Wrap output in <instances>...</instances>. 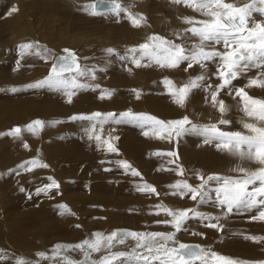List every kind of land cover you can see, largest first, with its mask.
<instances>
[{"label": "rangeland", "instance_id": "374dc122", "mask_svg": "<svg viewBox=\"0 0 264 264\" xmlns=\"http://www.w3.org/2000/svg\"><path fill=\"white\" fill-rule=\"evenodd\" d=\"M95 1L0 0V219H2L0 221V235L13 243L8 235L11 233L14 236L22 231L21 234L24 236L28 233L30 236L28 242L31 241L33 243V247L29 249L30 251L25 254L21 253L20 256L16 255L19 254V250L17 251L16 249H24L21 247L23 244H20L22 239L15 238L17 246H12L4 256V244L0 243V264H10L11 261L16 262L18 257L36 260L38 264H53L51 260H41L36 254L45 252L51 255L52 249L56 244L74 245L82 242L84 239L91 238L95 232L110 234L114 230H132L138 232L173 231L170 226L157 222L168 219L162 213L159 216L155 215L158 211L155 207L157 204H163L173 209L197 208L205 214L220 217L221 220L224 218L223 224L220 221L223 225L222 231L208 228L205 226V222L200 220H190L186 224L185 230L177 233L176 239L179 242L198 244L206 249H210L205 243H194L193 241L184 239L192 231L194 233L197 230H203L202 233L207 234L208 232V234H215L211 235L215 237L210 242L212 245L211 250L221 255H224V251L229 250H231L230 252L233 251V253H241L243 248V252L246 254L252 250V253L263 254V257L257 261L242 262L244 264L264 262V240L255 242L250 239H245V236L255 235L253 230L257 227L258 222L259 227L264 226V221H254L250 218L252 215L257 214L256 209L252 211L234 210L230 214L221 209L222 212L218 213L214 209L218 210L220 207H217L211 202L197 205L189 196L181 199L179 196L171 194L173 190L169 185L175 183L177 179H187L194 186L199 184L200 181L196 179L195 174L197 172L202 173L203 170L204 172L202 174L205 176L212 173L232 176L238 175V173L231 171L235 165L229 166L234 164L232 161H237V159L227 153L217 151L215 143L212 145L205 144L203 137L191 132L184 133L179 137L173 134L171 138L161 139L157 138L149 128L142 129L135 123L123 122L112 126H103V138H110V134L108 133L112 131L119 139L118 143L113 142V139L111 143L113 142L112 144L117 147L120 144L121 147L124 146L125 148L124 150L119 149L118 152H109L108 154L104 146L105 151L99 148L98 145L92 143L95 140L87 141L89 135L86 130L90 127L76 122L80 120H72L68 105H65V109H61V112L51 111L50 113L48 108H44V110L40 108L46 106L48 102L55 101L56 99L54 97L57 94H61L57 99V104L60 109L64 105L63 96L68 98L63 91L58 93L48 87H28L29 84L46 77L54 59L64 55L63 49L67 48L77 54L82 67L95 70V80L93 81L91 78L87 80V77H82L80 78L81 82L83 81L82 83L91 84L97 82L100 85L96 89H104L100 90L103 94L107 89L112 91L110 98H104L107 100L105 102L107 106H105H111L117 115L128 110L134 113H141L142 110L139 106L137 109L134 107V101L136 103L138 100H142L144 105L141 104V108L148 107L145 109L146 112L144 111L146 114L153 115L154 110L157 112L158 109H162L163 112L161 115L159 112L157 115H154L157 119L162 116L160 120L165 122L188 116L192 123L202 125L215 123L220 119L219 112L213 109L209 103L205 102V93L202 90L195 91L186 106L180 107L173 102V98L167 93V89L162 83L164 78L167 77L179 86L187 82L189 77H194L200 73L201 69L198 66L188 71H184L186 63L175 70L162 69L155 66L137 68L129 59H122L121 57L127 56L126 52H128V48L134 47V45L127 44L125 39L121 40L122 37L128 36L132 29L124 26L121 20L122 15L116 16L109 12H104L106 13L105 15L93 16L84 10V5L93 4ZM118 2L122 6L127 5L132 8L134 12L131 13L133 15L138 16L143 14L146 17V23L141 31V41L139 44L144 43L143 41L154 33L169 39H175L173 35L175 32H182L184 28L188 27L183 22L184 17L205 19L200 13L185 7L183 4H174L171 0H118ZM228 2L234 3L237 6H243L246 3H250L251 0H228ZM257 7L262 6L258 4ZM153 21L164 26V28L162 30L153 29ZM251 21L264 23V14L259 11H253ZM118 37V40H121L120 42L115 41ZM30 42H39L42 48L46 46L49 50L47 61L36 56L34 53L21 55L19 45ZM122 42H125V44L123 45ZM177 42L180 41L177 40ZM191 42L190 40L189 43ZM108 49H113L114 53L110 55L107 52ZM215 71V65L210 64L209 72L214 73ZM256 75L257 70H252L247 73L246 77L235 81L234 85L236 87H243L247 82V78ZM130 76H132L133 80L137 76L140 77L137 80V88H134V86L133 88L118 86L117 82L123 84ZM209 82L216 84L218 81L215 76H210ZM12 88H16L17 91H11ZM89 88L92 89V87ZM89 88L76 90V93L79 92L80 95H85L86 93L84 94V91H89L85 96L88 99L97 101V93L94 92L95 87L92 89L93 92ZM133 89L140 91L141 95L139 99H137ZM246 91L253 97L264 98V89L254 87L246 88ZM74 96L72 98H75ZM125 98L131 100L132 104L128 103L131 105L130 108H118L117 104H121V102H112L113 99L121 101V99ZM221 98L228 105L232 106V111L225 117L232 121L231 127L228 125L221 127L225 131H235L241 128L238 121L242 118V113L237 111L239 98L234 100L226 94H222ZM101 108L103 110L100 111L107 113L105 112L106 109H104V106H101ZM195 108L207 114L210 113L211 115L200 117L194 112ZM89 111L90 109L87 111V115H89ZM58 112L62 113L61 116ZM193 116L194 118L192 119ZM37 119L45 123V127L38 132L39 134L34 135L24 130L21 133L23 138L20 136L15 139L10 135H2L8 133L14 127L24 129L26 125ZM56 121L59 122L56 123ZM144 131H148L149 135L145 136L143 134ZM61 132H64V135L69 136L70 139L56 146L54 143L60 142V140L55 141L56 136L60 135ZM191 138H195L197 141H193ZM23 140H25L24 143ZM133 141L135 143L137 142L136 144H143L142 141L146 143L150 142L147 145H152L145 150H141V147ZM14 142L17 146L14 145ZM199 142L201 145H199ZM25 143H29L28 145L31 144L28 150L24 149ZM127 143L131 145L130 150L126 147ZM132 143L135 145H132ZM33 144L36 145L34 146ZM193 144L195 147H201L198 150L199 152L193 151ZM160 145L165 147L166 150H163L165 152L158 150ZM43 146L45 150H43ZM11 147L16 148L13 149ZM134 148L142 156L139 154L137 156V153L134 156ZM215 151L218 152L217 154L220 152V154L217 155ZM159 152L162 155H157ZM168 152L177 153L178 159L163 155ZM199 153L201 157L198 155ZM210 158V164L208 163L207 166L201 163L203 162L202 160H209ZM32 159H39L42 163L47 164L48 167L36 168L33 171H26L20 167L21 164ZM121 160L127 161L132 168L141 173V176L133 177L129 171L121 172L120 170H124L119 165V161ZM171 160H176V163L183 167L185 170L184 177H179L175 171L169 170L175 169L176 167V164L169 163ZM194 161L200 167L195 166ZM198 161L199 163H197ZM52 179L59 183V189H52L48 193H40L37 195V189L51 183ZM145 182L155 186L159 195H147L139 192L136 185ZM32 189L33 191H30ZM13 199L18 200L19 203L17 206L13 205V209L7 212L3 204ZM59 205H66L67 210L72 214H67ZM29 214L33 221V226L23 224L16 228L10 227L7 226L3 218L16 220L20 215L27 216ZM245 226L247 228H243ZM34 228L38 229V232L30 234ZM261 229H258L259 232L261 230L260 233L258 232V237H264V227ZM221 234L225 236L219 238ZM240 241H244L243 243L245 245ZM26 243L24 242L25 245ZM133 244L134 241L129 239L123 245H115L113 251H129ZM101 254L103 253H93L92 259H98ZM69 255L77 260L84 259L79 250L71 251Z\"/></svg>", "mask_w": 264, "mask_h": 264}, {"label": "snow or ice", "instance_id": "6c2138e0", "mask_svg": "<svg viewBox=\"0 0 264 264\" xmlns=\"http://www.w3.org/2000/svg\"><path fill=\"white\" fill-rule=\"evenodd\" d=\"M171 2L183 4L200 13L205 19L184 17L183 22L188 27L182 32H175L173 34L175 39L154 33L148 36L144 43L128 49L127 56L121 58L129 59L137 68L155 66L175 70L186 63L184 71H188L198 66L201 69L200 73L189 77L187 82L179 86L167 77L162 83L173 98V102L180 107L186 106L195 91L202 90L205 93V102L219 112L220 119L215 123L202 125L192 123L188 116L165 122L155 116L134 113L131 110L121 112L119 115L112 112L106 114L94 112L91 115L73 116L71 119L91 122V127L86 130L89 138L95 139L97 144L104 146L108 152H118L111 143L112 139L118 137L103 138V126L109 121L115 124L129 122L137 124L142 129L149 128L157 138L161 139L171 138L173 134L179 137L191 132L203 137L205 144L215 143L218 151L227 153L241 163L247 161L259 165L256 169H249L238 163L232 169L238 173L236 176L219 173L205 176L197 172L195 175L200 181L199 184L194 186L187 179H177L169 187L173 190L171 194L174 196H179L181 199L189 196L197 205L211 202L228 214L234 210L256 209L257 214L250 218L254 221H264V98L253 97L246 91V88L254 87L264 89V23L251 21L253 11L264 14V0H251L243 6H237L228 0H171ZM258 4L262 7H257ZM99 5L106 7L109 13L116 16L123 13L134 28H140L146 23L143 14L133 15L118 0H99ZM83 7L93 16L106 14L97 11L96 4ZM19 48L22 56L26 53H34L41 59L46 61L48 59L49 50L46 46L42 48L39 42L22 43ZM63 52L64 55L54 59L48 75L29 84L28 87H48L63 91L71 102L76 90L90 87L82 83L80 78L95 79L96 76L94 69L81 66L80 59L74 51L65 48ZM107 52L111 55L114 50L108 49ZM210 64L215 65L214 73L209 72ZM252 70H257V75L247 78L245 86L234 85L235 81L246 77ZM210 76H215L218 82L216 84L209 82ZM11 91L15 92L17 89L12 88ZM133 92L139 99L140 91L133 89ZM222 94L231 96L234 100L239 98L237 111L242 113V118L238 123L242 130L225 131L221 127L232 123L230 119L225 118L232 111V106L221 98ZM111 95V90H105L100 98H110ZM44 127V121L37 119L26 125L24 129L15 127L2 135L19 138L24 130L35 135ZM143 134L148 136L149 132L144 131ZM24 147L27 148L28 144L25 143ZM163 155L178 159L175 152ZM169 163L176 164L175 169H169L170 171H175L177 176L184 177L185 170L176 163V160H171ZM119 165L126 172L130 171L133 177L141 176V173L132 168L127 161L121 160ZM20 167L26 171H33L36 168H47L48 165L39 159H32L21 164ZM136 188L147 195H159L155 186L146 182L137 184ZM52 189H59V183L54 179L44 187L38 188L37 195L48 193ZM59 207L67 214H72L67 210L66 205ZM155 207L158 209L155 215L159 216L162 213L168 217L157 222L170 226L173 231L114 230L110 234L95 232L91 238L74 245L56 244L51 255L45 252L36 255L41 260H51L53 264H244L201 245L186 244L176 239L177 233L184 231L186 224L192 219L205 222L208 228L222 231L220 217L205 214L197 208L173 209L163 204H157ZM193 234L203 235V233ZM129 239L134 241L129 251H113L115 245H123ZM245 239L259 242L264 240V237L245 236ZM76 250L82 253L84 259L77 260L69 255V252ZM93 253L103 254L94 260ZM16 264H38V261L18 257Z\"/></svg>", "mask_w": 264, "mask_h": 264}, {"label": "bare ground", "instance_id": "6f19581e", "mask_svg": "<svg viewBox=\"0 0 264 264\" xmlns=\"http://www.w3.org/2000/svg\"><path fill=\"white\" fill-rule=\"evenodd\" d=\"M97 1V0H96ZM124 1V0H123ZM142 1V0H141ZM144 2V1H143ZM95 3V2H94ZM93 3V4H94ZM124 7H127L128 8V11L129 12H134L133 11V9L132 8H130V7H128L127 5H123ZM138 7V6H137ZM187 9V8H186ZM103 12H108V10L107 11H103ZM121 15H122V18H121V20H122V23L124 24V26H126V27H129L130 29H132L131 30V33L128 35V36H125V37H122L121 38V40L123 39H125V42H127V44H129V45H134V47L135 46H137V45H139V43H140V41H141V31L143 30V28H144V26H145V24H144V26H142V27H140V28H134L132 25H131V23H130V21L127 19V17L123 14V13H121ZM179 21V20H178ZM152 23V22H151ZM152 25H153V29H155V30H162V28H164V26H162V25H160V24H158L156 21H153V23H152ZM177 31H180V30H177ZM75 38V37H74ZM119 37L117 38V39H115V41H117V42H120L119 40ZM146 41V40H145ZM145 41H143V42H145ZM125 42H122V44L124 45L125 44ZM127 48V47H126ZM129 49V48H128ZM127 53V52H126ZM122 54V53H121ZM123 56V55H122ZM47 67V66H46ZM98 67V66H97ZM183 71V70H182ZM162 72V71H161ZM34 75V74H33ZM101 77V76H100ZM138 78H140L139 76H137L136 77V79H134L133 80V78H132V76H130V78L127 80V81H125V82H123V84H119L118 82H117V84H118V86H123V87H132L133 88V86H134V88H137V84H138V81L137 80H139ZM87 80H89L88 79V77L86 78ZM102 79V78H101ZM81 80V79H80ZM95 79H93V81H94ZM38 81V80H37ZM83 82V81H82ZM116 83V82H115ZM90 84V83H89ZM88 84V85H89ZM97 85H100V84H98L97 82H95V83H91L90 84V87H92V89L94 88V92L95 93H97V95H96V98H98V100L96 101V100H94V99H88L87 98V96H85L87 93H89V91L88 92H85L84 91V94L85 95H80L79 94V92H77L76 94V96H74L75 98H72V100H71V102H69V100H68V98H65L64 96H63V98H64V100H63V104L64 105H62L61 107H60V109H59V106H58V104H57V99L61 96V94H57L56 95V97H54L56 100L55 101H51L50 103L48 102V104H46V106H43V107H40V108H42L43 110H44V108L46 109V108H48V110H49V112L51 113V111H59V112H61L60 110L61 109H65V107L68 105V107L70 108V111H69V113H71V117H73V116H79V115H87L86 113H87V111L90 109V111L88 112L89 113V115H91L92 113H94V112H101V113H104V112H102V111H100V110H103L102 108H101V106H104L105 108L104 109H106V111L105 112H107V113H109V112H112V113H116L115 112V110H113L112 108H111V106L110 107H106L107 105L105 104V102H107V100L106 99H101L100 97H101V95L103 94V93H101L100 92V90H104V89H100V88H98V89H96V86ZM145 85V84H144ZM120 87V88H121ZM47 88V87H46ZM89 88V87H88ZM28 89V88H27ZM89 89H91V88H89ZM89 89H87V90H89ZM90 90V91H92L93 92V90ZM126 89V88H125ZM81 90V89H80ZM108 90V89H107ZM53 91L55 92V91H57V90H54L53 89ZM54 92H52V94H54ZM58 93H60V91H57ZM56 92V93H57ZM83 92V91H82ZM82 92H80L81 94H82ZM122 92V91H121ZM55 93V94H56ZM49 94V93H48ZM51 94V95H52ZM158 95V94H157ZM160 95V94H159ZM84 96V97H83ZM52 97V96H51ZM132 99V98H131ZM150 99V98H149ZM93 101V102H92ZM116 101H118V102H121V104H117L118 105V108H122V109H127V108H130V104H132V102H131V100L129 99V98H125V99H121V101L120 100H118V99H113L112 100V102H115L116 103ZM128 103H130V104H128ZM141 104H143V101L142 100H138L136 103H135V101H134V107L137 109L138 108V106H139V108L142 110V112L143 113H145L146 111H145V109H146V107L147 106H145V108L144 109H142L141 108ZM66 105V106H65ZM106 105V106H105ZM144 105V104H143ZM201 106H203V105H201ZM189 107V106H188ZM199 107V106H198ZM148 108V107H147ZM156 109H158V108H156ZM179 109V108H178ZM145 111V112H144ZM156 110H154V113H153V115L152 116H155V115H157L158 114V112H159V114L161 115V113L163 112L162 111V109L160 110V109H158V111L157 112H155ZM58 112V113H59ZM141 112V111H140ZM141 112V113H142ZM194 112H196L197 114H198V116H200V117H202V116H206V115H208V116H210L211 114L209 113V114H207V113H205V112H203V111H201L200 109H198V108H195V111ZM193 113V112H192ZM53 114V113H52ZM61 114L62 113H59V115L61 116ZM106 114V113H105ZM146 114V113H145ZM155 114V115H154ZM189 114H190V112H189ZM197 114H195V115H197ZM164 115V114H163ZM216 115V114H215ZM197 116V117H198ZM161 117L162 116H160L158 119L160 120L161 119ZM196 117V116H195ZM214 117H216V116H214ZM194 118V116L192 117V119ZM207 118V117H206ZM20 120H22V118H20ZM53 120H55V119H53ZM195 121H197L196 119H195ZM76 122H79V123H83V124H85V125H87V126H89V127H91V122H89V121H82V120H80V121H76ZM112 126V125H116L115 123H113V122H111V121H109L108 123H106L104 126ZM232 125V124H231ZM82 126V125H81ZM228 126H230V125H228ZM231 127V126H230ZM15 128V127H14ZM104 128V127H103ZM29 133V132H28ZM43 133V132H42ZM119 133V132H118ZM39 134V133H38ZM58 134V133H57ZM67 134V133H66ZM69 134H71V133H69ZM108 134H110V137H112V138H114V137H117L116 135H114V133L111 131V133L109 132ZM22 135V134H21ZM6 136V135H5ZM22 137V136H21ZM28 137V136H27ZM26 137V138H27ZM54 137V136H53ZM121 137V136H120ZM23 138V137H22ZM36 138V137H35ZM196 138V137H195ZM16 139V138H15ZM15 139H14V141H15ZM31 139V138H30ZM53 139H55V138H53ZM67 139H70L69 138V136H67V135H64V132H61L60 133V135H57L56 136V139H55V141L56 140H60V142H58V143H56L55 141V145L57 146L58 144H62L64 141H66ZM88 140L87 141H89V140H95V139H90V138H87ZM119 139V138H118ZM118 139H113V142H117L118 143ZM13 140V139H12ZM25 140H27V139H25ZM25 140H23V143H24V141ZM29 140V139H28ZM32 140V139H31ZM42 140V139H41ZM33 141H34V138H33ZM38 141V140H37ZM90 142V141H89ZM112 142V143H113ZM134 142V141H133ZM18 143V142H17ZM92 143H94L95 145H98L97 144V142L96 141H94V142H92ZM135 143V142H134ZM134 143H132V145H135ZM166 143V142H165ZM19 144V143H18ZM27 144H29V143H27ZM1 145V144H0ZM14 145H16L15 144V142H14ZM20 145V144H19ZM23 145V144H22ZM34 145V144H33ZM36 145V144H35ZM34 145V146H35ZM43 145V144H42ZM137 145V144H136ZM163 145V144H162ZM162 145H160V147H158V150H164L165 149V147L164 146H162ZM17 146V145H16ZM99 146V148H101V149H103L104 151H105V149L103 148V146L102 145H98ZM18 147H20V146H18ZM29 147H31V144L30 145H28V147L27 148H25L24 147V149H26V150H28V148ZM42 147V146H41ZM118 150L119 149H125L124 148V146L123 147H121L120 146V144H119V147H117V146H115ZM126 147H127V149L128 150H130V147H131V145H130V143H127L126 144ZM136 147V146H135ZM170 147V146H169ZM192 147H194L193 148V151L195 152V151H198V147H195L194 146V144L192 145ZM1 148V147H0ZM11 148H13V149H15L16 147H11ZM23 148V147H22ZM36 148V147H35ZM43 150H45V147L43 146ZM152 148V147H151ZM171 148V147H170ZM197 148V149H196ZM201 148V147H200ZM13 149H12V151H13ZM42 149V148H41ZM47 149V148H46ZM61 149V148H60ZM136 148H134V151H135V155L134 156H136V153H137V156H138V152H137V150H135ZM156 149V148H155ZM155 149H153V150H155ZM18 150V149H17ZM138 150H139V148H138ZM150 150V149H149ZM166 150V149H165ZM170 150H172V149H170ZM169 150V151H170ZM59 151V150H58ZM173 151V150H172ZM218 151V150H217ZM106 152L109 154V152L106 150ZM154 152V151H153ZM158 152V151H157ZM163 152H165V151H163ZM199 152V151H198ZM216 152V151H215ZM159 153H161V152H159ZM203 153V152H202ZM205 153V152H204ZM218 152H216V154H217ZM219 154H220V152H219ZM219 154H217V155H219ZM69 155V154H68ZM133 154L131 153V156H132ZM140 156H142L141 154H139ZM198 155H200V153L198 154ZM203 155H205V154H203ZM207 155V154H206ZM214 155V154H213ZM217 155H215V156H217ZM225 156V155H224ZM108 157V156H107ZM133 157V156H132ZM185 157H187V156H185ZM200 157H201V155H200ZM206 157H209V156H206ZM135 158V157H134ZM161 158V157H160ZM218 158H220V157H218ZM228 159V158H227ZM226 159V160H227ZM202 160V159H201ZM206 160V161H205ZM211 160V158L208 160V159H204L203 160V162H201V163H204L206 166H207V164L209 163L210 164V161ZM228 161V160H227ZM138 162V161H137ZM223 162V161H222ZM235 162V161H234ZM149 163V162H148ZM229 163V162H228ZM241 163V162H240ZM139 164V163H138ZM225 164V163H224ZM230 164H232V163H230ZM243 164V163H242ZM246 164V163H245ZM220 165V164H219ZM235 164H232V165H229V166H234ZM251 165V164H250ZM67 166H68V164H67ZM221 166L223 167V165H222V163H221ZM226 166V165H225ZM236 166V165H235ZM244 166V165H243ZM248 166V165H247ZM69 167V166H68ZM199 167H200V165H199ZM69 168H71V167H69ZM249 168V167H248ZM121 169V168H120ZM251 169H256L255 167H253V168H251ZM113 171H115V170H113ZM121 172H126L125 170H120ZM232 171V170H231ZM115 172H118V171H115ZM130 172V171H129ZM120 173V172H119ZM233 174V173H232ZM148 177V176H147ZM176 178V177H175ZM41 179V178H40ZM6 180H8V179H6ZM172 181V180H171ZM169 182V181H168ZM168 182H166V183H168ZM28 184V183H27ZM31 184V183H30ZM164 184V183H163ZM29 188V187H28ZM4 189V188H3ZM19 191V190H18ZM30 191H33V189L32 190H30ZM29 194V193H28ZM14 195H16V194H14ZM30 195V194H29ZM23 196H24V192H23ZM6 197H8V196H6ZM20 197V196H19ZM29 197H31V196H29ZM18 198V197H17ZM16 198V199H17ZM8 199V198H7ZM16 199L14 200H12V201H10V202H6V204H3V207L7 210V212H9L11 209H13V205H16L17 206V204L19 203V201L17 200L16 201ZM19 199V198H18ZM23 199V198H22ZM21 199V200H22ZM20 200V201H21ZM24 201V200H23ZM22 201V202H23ZM38 201V200H37ZM5 203V202H4ZM25 203V202H24ZM23 203V204H24ZM31 203V202H30ZM41 204V203H40ZM22 207H24V206H22ZM15 208V207H14ZM221 209V208H220ZM224 211V210H223ZM218 213H220V212H218ZM11 215H13V214H11ZM218 215V214H217ZM25 216V215H24ZM21 216L20 215V217L18 218V219H16V220H10L9 218H5V217H3L5 220H4V222H6V224H7V226H10V227H14V228H16V227H19L20 225H23V224H30V226L32 225V219L30 218V214L29 215H27V216ZM220 216V215H219ZM223 216V215H222ZM17 217V216H16ZM233 217V216H232ZM137 218V217H136ZM240 218V217H239ZM224 219V218H223ZM223 219L221 220L220 219V221H221V223L223 224ZM0 221H2V219H0ZM3 222V223H4ZM200 222V221H199ZM134 223V222H133ZM201 223V222H200ZM240 224V223H239ZM34 225V224H33ZM32 225V226H33ZM242 225V224H241ZM240 225V226H241ZM250 226H251V224H249ZM249 225H248V227H249ZM259 225V222H258V224H257V227H255V225H254V229L255 230H253V233L255 234V235H249V236H259L258 234L261 232V228H263V227H259L258 226ZM4 226V225H3ZM227 226V225H226ZM244 226V225H243ZM24 228V227H23ZM28 228V227H27ZM243 228H247V226H245V227H243ZM251 228V227H250ZM250 228H248L249 230H250ZM261 229L260 230V232H259V230L258 229ZM30 230H31V227H30ZM29 230V231H30ZM38 229H36V228H34V230H32L31 232H30V234H33V233H35V232H38L37 231ZM24 231V230H23ZM202 231L203 230H197L196 232H194V233H202ZM18 232H20V231H18ZM22 232V231H21ZM21 232L20 233H18V234H16V235H12L11 233L8 235V236H10L9 237V239H11L12 240V242L13 243H11L9 240H6L5 238H3V236L2 235H0V243H3L4 245H3V249H4V252L5 253H3V256H4V254H7V251H9L10 250V248L12 247V246H14V247H16L17 245H16V241H15V238H19V239H22L21 240V242H20V244H23V246H21V247H23L24 249H21V248H18V249H16L17 251L19 250V254H16V255H19L20 256V254L21 253H23V254H25V253H27V252H29L30 250L29 249H31L32 247H33V243L30 241V242H28L29 241V238H30V236L28 235V233H27V235H22L21 234ZM259 232V233H258ZM15 233H17V232H15ZM14 233V234H15ZM211 233V232H210ZM214 234V233H213ZM213 234H208V232H207V234H205V233H203V235H194L193 234V231L192 232H190L188 235H187V237H184V239H186V240H188V241H193L194 243H196V242H201V243H205V245L207 244L208 246H209V248L211 249V241H212V239H215V237H213V236H211V235H213ZM215 235V234H214ZM263 235V234H262ZM22 236H24V237H22ZM184 236V235H183ZM221 236H225L224 234L222 235H219V238L221 237ZM245 236V235H244ZM244 236H242V237H244ZM5 237V236H4ZM12 237V238H11ZM2 238V239H1ZM14 238V239H13ZM188 238V239H187ZM240 238V237H239ZM5 240V241H4ZM18 240V239H17ZM241 240H242V238H241ZM24 242H27L26 243V245L24 244ZM192 242V243H193ZM241 243H243L242 241H240ZM239 242V243H240ZM20 244H19V246H20ZM231 245V244H230ZM243 245H245L244 243H243ZM243 245H242V247H243ZM18 246V247H19ZM233 246V245H232ZM241 246V245H240ZM237 247V246H236ZM241 248V247H240ZM231 249V248H230ZM248 249V248H247ZM15 250V251H16ZM236 250V249H235ZM237 250H238V248H237ZM260 250V249H259ZM261 250H263V248H261ZM231 250H229V251H224V255L225 256H227V257H231V258H236L238 261H246V262H248V261H257V260H260V258H262L263 257V254H256V253H252V250H250V252H248L247 254L245 253V252H243V248H242V252L241 253H239V252H236V253H233V251L232 252H230ZM249 251V250H248ZM258 252H260V251H258ZM262 252V251H261ZM22 254V255H23ZM15 255V256H16ZM1 256V255H0ZM2 256V257H3ZM12 256V255H11ZM239 259H238V258ZM257 258H259V259H257ZM2 260V259H1ZM3 262V261H2ZM8 262H10L9 260H8ZM6 263H7V261H6ZM3 264V263H2ZM10 264H16V262H13V261H11V263Z\"/></svg>", "mask_w": 264, "mask_h": 264}, {"label": "crops", "instance_id": "0c3cea01", "mask_svg": "<svg viewBox=\"0 0 264 264\" xmlns=\"http://www.w3.org/2000/svg\"><path fill=\"white\" fill-rule=\"evenodd\" d=\"M237 130H242V128H238ZM193 141H197L195 138H191ZM142 143L143 144H137V145H139L141 148V150H145V149H147V148H149L152 144H150V145H147V144H149L150 142H148V143H146V142H144V141H142ZM152 143V142H151ZM202 143V142H201ZM145 144V145H144ZM212 144H214V143H209V145H212ZM199 145H201L200 144V142H199ZM199 148H200V146H198V150H199ZM203 161V160H202ZM232 162H234V161H232ZM232 162H230V163H232ZM197 163H199V161L197 162ZM238 163H240V161H235L234 162V164L235 165H237ZM243 163V164H242ZM241 163V166H243V167H246V168H253V167H257V165L255 164V163H252V162H247V161H245V162H242ZM246 163V164H245ZM251 164V165H250ZM194 165L196 166L197 164H196V162L194 161ZM248 165V166H247ZM197 166H199V165H197ZM203 169H204V166H203ZM197 171H198V167H197ZM209 171V170H208ZM203 172H204V170H203ZM202 172V173H203ZM210 172V171H209ZM206 204V203H205ZM214 211L215 212H222V210L221 209H218V210H215L214 209ZM243 217H245L244 215H242Z\"/></svg>", "mask_w": 264, "mask_h": 264}, {"label": "water", "instance_id": "95a60500", "mask_svg": "<svg viewBox=\"0 0 264 264\" xmlns=\"http://www.w3.org/2000/svg\"><path fill=\"white\" fill-rule=\"evenodd\" d=\"M94 4L97 5V11H100V12L107 11V8L106 7H103V6H100L99 5V0L95 1ZM193 245H196V244H193Z\"/></svg>", "mask_w": 264, "mask_h": 264}]
</instances>
